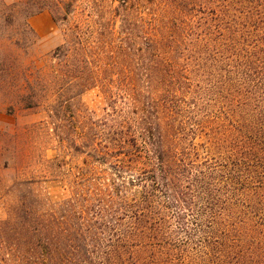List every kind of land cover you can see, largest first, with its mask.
<instances>
[{
  "label": "trees",
  "instance_id": "1",
  "mask_svg": "<svg viewBox=\"0 0 264 264\" xmlns=\"http://www.w3.org/2000/svg\"><path fill=\"white\" fill-rule=\"evenodd\" d=\"M116 1L85 29L52 9L54 58L109 109L82 165L7 189L0 264H264L262 0Z\"/></svg>",
  "mask_w": 264,
  "mask_h": 264
},
{
  "label": "rangeland",
  "instance_id": "2",
  "mask_svg": "<svg viewBox=\"0 0 264 264\" xmlns=\"http://www.w3.org/2000/svg\"><path fill=\"white\" fill-rule=\"evenodd\" d=\"M58 1L69 0H0V205L8 202L9 187L31 177L42 180V171L55 167V159L64 170L82 165L86 150L81 153L73 145H82L91 122L100 128L107 117L109 101L100 89L77 86L84 80H76L70 63L54 58L57 48L69 41L67 27L53 20ZM71 1L77 16L73 26L82 29L119 6L116 0ZM260 2L250 6L255 14L262 2L264 10V0ZM263 23L259 18L256 24L261 29ZM91 62L100 69V58ZM60 184L48 185L58 197L65 194Z\"/></svg>",
  "mask_w": 264,
  "mask_h": 264
}]
</instances>
